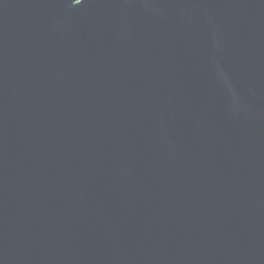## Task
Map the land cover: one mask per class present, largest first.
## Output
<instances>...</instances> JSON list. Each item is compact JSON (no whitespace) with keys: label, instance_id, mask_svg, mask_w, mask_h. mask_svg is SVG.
Listing matches in <instances>:
<instances>
[{"label":"water","instance_id":"water-1","mask_svg":"<svg viewBox=\"0 0 264 264\" xmlns=\"http://www.w3.org/2000/svg\"><path fill=\"white\" fill-rule=\"evenodd\" d=\"M0 264H264V0H0Z\"/></svg>","mask_w":264,"mask_h":264}]
</instances>
